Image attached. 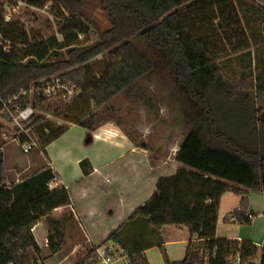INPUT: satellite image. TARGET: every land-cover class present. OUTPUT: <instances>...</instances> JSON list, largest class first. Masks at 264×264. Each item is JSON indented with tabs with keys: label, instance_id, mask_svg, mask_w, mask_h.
<instances>
[{
	"label": "trees",
	"instance_id": "obj_1",
	"mask_svg": "<svg viewBox=\"0 0 264 264\" xmlns=\"http://www.w3.org/2000/svg\"><path fill=\"white\" fill-rule=\"evenodd\" d=\"M97 1L110 23L104 31L90 18L86 0H27L41 9L53 2L63 25V43L31 37L20 23H7L0 9V117L11 121L3 113V101L41 80L74 84L80 95L70 102L61 100L53 106L35 96L33 106L40 116L25 123L28 134H20L22 144L35 140L47 156L48 146L70 127L46 116L91 134L114 118L110 103L117 96L140 84L157 65L165 66L188 100L182 114L189 130L175 156L182 167L174 176L161 178L151 200L99 246H119L128 255L127 264H150L144 250L155 244L165 264H231L236 257L251 264L259 255L257 245L216 237L225 195L232 193L241 201L224 222L249 225L257 214L248 213V193L264 194V86L253 75L228 77L221 65L237 57L241 64L247 59L246 68L252 69L254 45L240 14L241 0ZM248 1L257 5L256 0ZM138 40L158 52L143 50ZM101 56L109 60L97 71L92 64ZM29 104V98H21L22 108ZM3 145L0 264L35 263L31 251L35 256L40 253L35 226L44 218L53 225V212L70 206L71 196L65 186L50 188L55 174L48 168L9 187ZM166 226L187 228L191 235L181 261H171L162 244L161 230ZM60 246L55 236L49 237L51 254ZM259 264H264V249Z\"/></svg>",
	"mask_w": 264,
	"mask_h": 264
},
{
	"label": "crops",
	"instance_id": "obj_2",
	"mask_svg": "<svg viewBox=\"0 0 264 264\" xmlns=\"http://www.w3.org/2000/svg\"><path fill=\"white\" fill-rule=\"evenodd\" d=\"M76 127L78 126L72 125L67 134L48 146L47 156L39 150L43 164L30 158L24 166L7 167V156L5 151H2L9 187L18 185L48 168L55 174L50 188L65 186L71 196L70 206L58 208L53 212V225L44 218L35 226L33 233L40 253L35 256L31 251V255L37 259V262L32 261L31 264H95L79 263L75 251L78 245L97 247L104 243L139 207L151 200L161 178L174 176L182 167L175 160L178 150L172 162L151 159L148 150L137 147L118 127L107 124L91 134L83 128L73 131ZM227 195L221 199L220 211ZM240 201L241 197L237 201L236 209L239 208ZM263 212L261 215L264 216ZM220 219L219 213V221ZM173 227L182 231L187 228L166 226L161 230L162 244L168 247L171 259L176 257L177 260L183 252L181 249L179 255L175 250V256L173 248L177 245L188 246L191 235L187 240H166L165 230H173ZM50 236H55L61 245L54 255L49 250ZM216 237L219 238L217 234ZM228 239L243 241V238ZM195 240L196 237L193 238V241ZM253 243L264 249V242L261 246ZM109 244L116 249V259L121 258L115 264H127L128 255L119 246ZM157 248L159 247L155 244L144 250V253L151 264H165L164 260L162 262L158 256L154 257L155 254H152ZM186 249L187 247L185 255ZM261 251L259 250L258 256Z\"/></svg>",
	"mask_w": 264,
	"mask_h": 264
},
{
	"label": "rangeland",
	"instance_id": "obj_3",
	"mask_svg": "<svg viewBox=\"0 0 264 264\" xmlns=\"http://www.w3.org/2000/svg\"><path fill=\"white\" fill-rule=\"evenodd\" d=\"M86 1L89 5L88 14L90 18L96 20L103 31L108 29L110 23L99 2L97 0ZM256 1L257 5H252L248 0H241L240 3L238 0L240 14L254 45L250 58L252 69L248 70L246 68L247 59H243L244 63L241 64V61L237 57L224 60L221 65L228 77L253 75L258 83L264 86V0ZM11 16L12 21L20 23L33 38H56L60 43L64 42V36L61 33L63 25L57 19V11L53 10V2L48 3L42 9L17 5L15 10L12 11ZM80 39L86 42L85 37H81ZM136 42L145 51L158 52L146 42L143 43L139 40ZM108 60V57L101 56L92 65L99 71L105 67ZM186 101H188L187 95L183 88L174 81L168 69L160 64L140 84L117 96L110 103L115 109L116 114L113 119H110L103 126L110 124L121 129L137 147L142 148L145 146L152 157L151 159L172 162L176 150L179 149L184 135L189 130V125L184 123L182 114L183 107L186 108L187 106ZM45 118L47 119L48 116ZM49 119L55 121L59 126H72L62 119L51 117ZM2 128L13 133V126L0 117V143H4L2 150L5 151L7 156V167H10V165L24 166L30 158L37 159L38 163L43 164L41 153L38 149L33 150L30 154L24 153L20 142L15 140L6 141L4 139L3 133L5 131L2 132ZM78 129L81 130L82 128L76 127L73 131H77ZM248 199V211L257 214L252 223L241 225L239 223L228 224L224 222L227 214L236 210V204L239 200V197L229 193L221 207V219L218 224L217 235L223 239L243 238L242 240L255 242L261 246L264 242V216L261 215L264 211V194L249 191ZM172 229L165 230L166 240L189 239L190 233L188 229H184L183 231L176 227ZM80 246L87 248V250L84 253L82 252V254L77 253L79 263H91L90 259L93 253H91L90 247L78 245V247ZM183 247L177 245L173 248V254L175 250L179 252V255L181 254V249L183 252L175 260L176 257H172L173 259H171L168 254V247L164 246L171 261H181L185 258V248L187 245ZM259 250H262L261 247H259ZM152 254H155L154 257L158 256L163 262L164 258L160 248H157ZM174 255L176 256V253Z\"/></svg>",
	"mask_w": 264,
	"mask_h": 264
},
{
	"label": "built area",
	"instance_id": "obj_4",
	"mask_svg": "<svg viewBox=\"0 0 264 264\" xmlns=\"http://www.w3.org/2000/svg\"><path fill=\"white\" fill-rule=\"evenodd\" d=\"M17 5H26L27 7L38 9L30 4L27 0H0V9L4 13L5 21L11 23L12 11L15 10ZM6 51L8 49L6 48ZM80 95L79 89L72 84L71 82H65L61 79H52V80H41L36 86L32 87L28 91H22L19 95L8 98L6 101H3V113L7 114L11 121L6 122L13 126V133L9 130H3V136L6 141L15 140L20 142L21 147L24 153L29 154L33 150L38 148L37 142L30 140L25 143H21V133L28 134L25 123H31L36 117L39 116V112L34 108L33 101L35 96L43 97V99L53 106H56L61 100L70 102L78 98ZM29 98L30 104L22 108L21 98ZM51 116H48L49 119ZM264 214V212H263ZM91 252H94L90 262L95 264H115L121 258L116 259V249L113 245L107 244L89 248ZM87 248L83 246L76 248V254L86 252ZM260 256L257 259L251 261V264H259ZM231 264H242L240 257H236L231 261Z\"/></svg>",
	"mask_w": 264,
	"mask_h": 264
}]
</instances>
